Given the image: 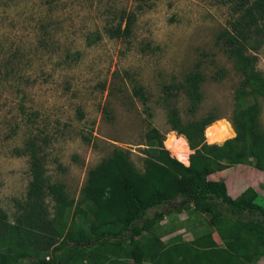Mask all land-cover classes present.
<instances>
[{"label": "rangeland", "instance_id": "1", "mask_svg": "<svg viewBox=\"0 0 264 264\" xmlns=\"http://www.w3.org/2000/svg\"><path fill=\"white\" fill-rule=\"evenodd\" d=\"M236 5L237 0H0V207L10 221L30 181L27 142L36 144L47 180L64 184L76 202L88 171L115 149L128 151L142 172L146 134L154 128L165 142L173 132L167 124L172 107L183 123L217 118L208 145L232 139L242 77L218 36L239 19ZM122 13L133 17L131 33L111 38L108 31ZM246 50L264 76V38L253 34ZM192 72L202 77L194 115L176 88ZM139 90L142 99L134 94ZM256 102L264 131V100ZM45 206L53 215L51 198ZM197 223L187 212L165 217L161 225L169 234L163 240L205 234L206 226Z\"/></svg>", "mask_w": 264, "mask_h": 264}, {"label": "trees", "instance_id": "2", "mask_svg": "<svg viewBox=\"0 0 264 264\" xmlns=\"http://www.w3.org/2000/svg\"><path fill=\"white\" fill-rule=\"evenodd\" d=\"M236 6L239 19L218 36L242 77L231 119L235 137L220 146L208 145L204 130L217 118L209 115L183 123L172 107L167 124L193 151L189 166L172 158L163 147V136L151 128L142 172L133 166L128 151L115 149L88 171L76 202L65 193L64 184L47 180L36 144L27 142L30 181L25 199L16 201L12 221L0 207V264H259L264 260V209L257 203V193L248 187L232 198L224 179H209L237 165L264 172V131L256 102L257 97L264 100V76L254 70L255 59L246 53L253 34L264 38V0H237ZM132 22V16L122 13L108 35L129 36ZM201 82L200 73L192 72L176 87L188 100L192 115L202 100ZM134 94L143 97L140 90ZM246 98L253 103L245 104ZM47 197L54 203L53 215L45 206ZM186 212L207 232L193 233L192 240L164 241L169 232L161 222ZM78 216L84 221L78 223Z\"/></svg>", "mask_w": 264, "mask_h": 264}, {"label": "crops", "instance_id": "3", "mask_svg": "<svg viewBox=\"0 0 264 264\" xmlns=\"http://www.w3.org/2000/svg\"><path fill=\"white\" fill-rule=\"evenodd\" d=\"M212 144V142H207ZM212 181L225 180L227 191L232 198L238 197L246 188L250 187L258 195L257 203L264 209V172L252 166L237 165L222 172H217L210 176Z\"/></svg>", "mask_w": 264, "mask_h": 264}, {"label": "bare ground", "instance_id": "4", "mask_svg": "<svg viewBox=\"0 0 264 264\" xmlns=\"http://www.w3.org/2000/svg\"><path fill=\"white\" fill-rule=\"evenodd\" d=\"M215 135L216 129L214 126H208L205 128L204 138L207 142L214 141ZM164 147L172 158L176 159L184 166H188V160L192 150L188 147V143L183 136H177L173 132L169 133L166 136Z\"/></svg>", "mask_w": 264, "mask_h": 264}, {"label": "water", "instance_id": "5", "mask_svg": "<svg viewBox=\"0 0 264 264\" xmlns=\"http://www.w3.org/2000/svg\"><path fill=\"white\" fill-rule=\"evenodd\" d=\"M192 154H193V152H192ZM189 163H190V162H189V160H188V166H189Z\"/></svg>", "mask_w": 264, "mask_h": 264}, {"label": "clouds", "instance_id": "6", "mask_svg": "<svg viewBox=\"0 0 264 264\" xmlns=\"http://www.w3.org/2000/svg\"><path fill=\"white\" fill-rule=\"evenodd\" d=\"M234 137H235V136H234ZM234 137H233V138H234Z\"/></svg>", "mask_w": 264, "mask_h": 264}]
</instances>
